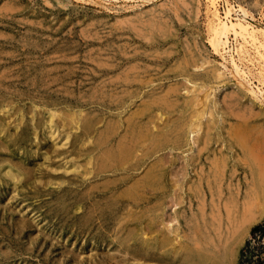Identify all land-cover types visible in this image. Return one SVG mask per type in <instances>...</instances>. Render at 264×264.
<instances>
[{"label":"rangeland","instance_id":"1","mask_svg":"<svg viewBox=\"0 0 264 264\" xmlns=\"http://www.w3.org/2000/svg\"><path fill=\"white\" fill-rule=\"evenodd\" d=\"M227 1L235 8L234 18L238 17L242 22L264 31V0H220L218 9L221 15L224 14ZM208 5L207 0H0V264H116V260H105L107 250H103L95 242V229L90 234L78 228L82 217L87 216L88 210L101 198L96 194L87 196L83 193L90 185L102 181L104 176L95 177L93 172L90 163L93 153L88 154L86 151L90 147V138L77 139L76 147L73 146L75 137L80 136L81 125L73 122L69 127H63L60 121L67 114L79 117L84 113L83 116L91 117L97 111L105 110L103 97L110 94L112 89L108 86L110 79L127 71L132 63L141 64V69L142 66H151V69L161 71L162 76L155 81L156 84L180 81L183 88L190 90H194L193 83H188L186 77L195 72L197 83L205 85L211 92V103L214 105L216 102L217 105L216 114L224 115L226 119L223 135L227 136L226 129L230 122H234L226 117L227 106L238 115L250 116L253 123L264 129V95L257 89L262 87L257 81L258 66L254 68L250 64H240L243 69L250 71L249 85L246 79L236 74L229 53H224V57L215 53L208 41L207 30L212 19V10ZM241 6L246 10L247 16L238 9ZM262 30L259 32L264 33ZM261 39L264 41V36ZM230 45L232 52L239 45L234 36H231ZM124 53L128 54L127 57L134 54L142 56L139 55V60L134 59L130 63L123 62L121 70L103 73L107 66L122 63L119 58L121 55L126 56ZM247 57L249 58L248 55ZM250 57L257 63V55L253 50H250ZM186 59L196 64L192 68L189 66V76L175 77L172 73L166 74L167 70ZM208 72H212L214 76H207ZM153 74L156 72L153 71ZM108 76L110 79L106 78ZM203 94L201 92V97H204ZM78 151L85 154L80 155ZM75 166L79 167L75 169ZM241 171L240 169L236 178L239 182L236 179L233 181V188L234 191L244 192L246 186L242 182L245 173ZM45 172H48V176ZM105 175L106 178L109 176L108 173ZM52 180L53 183H50ZM65 188L68 190H64ZM185 191V199L194 200ZM210 197L207 191L206 205L210 204ZM224 199L226 200L225 197L218 199L219 202L216 199V205L224 203ZM242 200L243 197L240 199L241 205ZM184 208L187 209L186 217H179V221L184 226V233L190 234L189 226L192 225V214L196 213V209L189 210L188 203ZM211 213L207 208L206 220L209 222L212 220ZM240 217L238 221L241 220ZM263 223L264 212L246 234L239 237L236 234L237 224L234 229L227 228L228 231L227 223L224 222L220 228L221 235L219 232L216 237L221 241L219 243L232 245V263L239 264L241 250L248 241L252 247L259 245L258 237L252 236V229ZM209 227L210 225H206L205 228ZM203 229L204 227L202 231ZM203 232L208 231L204 229Z\"/></svg>","mask_w":264,"mask_h":264},{"label":"bare ground","instance_id":"2","mask_svg":"<svg viewBox=\"0 0 264 264\" xmlns=\"http://www.w3.org/2000/svg\"><path fill=\"white\" fill-rule=\"evenodd\" d=\"M207 1L212 10L209 30L206 27V30L209 31L208 41L210 46L215 53H220L222 57H224V53H229L236 74L246 79L249 85L251 80L249 78L250 71L243 69L240 64L243 63L247 66L250 64L254 68L258 66V71L256 70L258 72L257 81L262 87H257V89L259 93L264 95V41L261 39L264 33L259 32L262 29L258 30L252 24L242 22L238 17L234 18L233 11L235 8L228 1L225 3L227 5L223 10V15L218 9L220 0ZM238 9L246 15L247 12L243 7ZM147 24L149 25V23ZM142 29H144V26ZM151 34L153 35L152 32ZM231 36H234V40L239 42L238 47L235 50L233 49V52L230 45ZM250 50H253L254 54L256 53L255 60L257 63L251 58L252 56L250 57ZM124 55L126 54L124 53ZM127 55L120 56L119 59L122 63L117 61L118 63L110 66H107V63L104 64L107 68L103 70V73L114 72L121 68L123 62L130 63L131 60L140 58L139 55L141 54H134L129 57ZM156 61L158 62V60ZM102 62L104 61L102 60ZM132 64L127 71L122 70L123 72L116 77L111 79L109 78L110 75L106 77L110 79L108 86L112 89L110 94L108 93L103 97L104 103H106L104 105L105 110L97 111L91 117L88 115L83 116L84 113L80 114L81 110L78 112L79 117H76V115L69 116L68 114L65 118L61 117L60 122H62L63 127H69L73 122L81 125L82 130L78 134L80 136L75 137L73 146L76 145L77 139L79 141L84 137L90 138V147H87L86 151L88 154L93 153V160L90 157L93 172L95 177L104 176L102 181L90 185L87 189L85 188L83 194L87 196L96 194L101 198L92 205V209L88 210V215L82 217L81 225L78 228L84 230V232L88 231L90 234L92 229H95L93 234L95 242L100 248L107 250L105 260H116V264H234L232 263L234 256L232 245L219 243L221 241H218L216 236L225 222L229 225L226 224V229L229 227L234 229L237 224L236 234L238 233V236L241 237V235L246 234L251 228L250 226L264 212V129L253 123L250 116L238 115L235 110L227 106L226 117L234 120V122H230L229 128L226 129L227 136L223 135L226 128H224L226 119L224 115L216 114V102H213V105L210 98L211 92L204 87L205 85L201 84L200 86V83H197L198 78L194 75L195 72L190 76L187 75L190 68L196 66L195 63H190L187 59L183 63H178L174 68L167 70L166 74L172 73L175 77L189 76L186 77V81L193 83L194 90L187 87L183 88L184 85L180 81L156 84L155 81L162 76L161 71L151 69V66H142L143 69H141V64ZM153 71L156 74H153ZM210 75L214 76L212 72H208L207 76ZM220 75L218 74V76ZM96 77L98 78V76ZM241 85L243 86V84ZM211 89L213 90V88ZM201 92H204V97H201ZM104 93L103 95L106 94ZM29 117L32 116L29 115ZM20 121L22 120L20 119ZM57 126L59 125L57 124ZM49 127L51 129V126ZM3 144L5 145V143ZM74 152L77 155V151ZM78 153L80 155L85 154L82 151H78ZM6 158L9 160L8 157ZM49 160L51 159L49 158ZM78 167L75 166V169ZM240 169L245 173L242 182L246 186L244 192L241 190L234 191L233 188V181L238 177ZM105 173L109 174L107 178ZM80 180L85 181L86 179ZM50 183H53V180ZM225 184L226 187H224ZM205 187H207L206 190ZM66 189L68 190V188L64 190ZM185 190L194 200L185 199ZM207 191L211 196V202L208 201L210 204L206 205ZM224 197L226 198L224 203L219 206L216 205L218 199ZM241 197H243L242 205L240 203ZM52 201L54 202V200ZM62 201L64 202V198ZM187 203L189 210L194 211L196 209V213L192 214L194 220L191 221V227L188 225L190 234L184 233V226L179 221V217H186L187 209L184 207ZM207 208L212 212L211 222L206 220ZM239 216H241L240 221H238ZM167 218L171 219L168 220ZM188 221L190 222V220ZM185 223L189 224L187 221ZM206 225H210V227L206 229ZM202 227L208 232H203ZM211 233H214V235L212 236ZM110 250L113 251L110 253Z\"/></svg>","mask_w":264,"mask_h":264},{"label":"trees","instance_id":"3","mask_svg":"<svg viewBox=\"0 0 264 264\" xmlns=\"http://www.w3.org/2000/svg\"><path fill=\"white\" fill-rule=\"evenodd\" d=\"M252 236L258 237L259 245L252 247L251 242L248 241L241 250L239 264H264V223L252 229Z\"/></svg>","mask_w":264,"mask_h":264}]
</instances>
